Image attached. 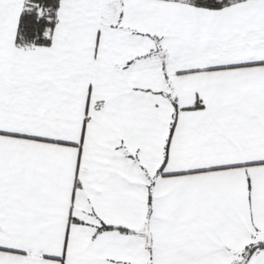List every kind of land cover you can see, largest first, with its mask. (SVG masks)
Here are the masks:
<instances>
[{
    "label": "snow or ice",
    "instance_id": "6c2138e0",
    "mask_svg": "<svg viewBox=\"0 0 264 264\" xmlns=\"http://www.w3.org/2000/svg\"><path fill=\"white\" fill-rule=\"evenodd\" d=\"M0 264H264V0H0Z\"/></svg>",
    "mask_w": 264,
    "mask_h": 264
}]
</instances>
